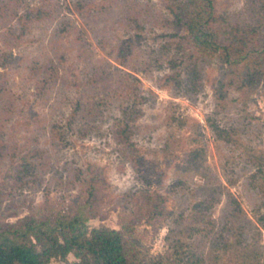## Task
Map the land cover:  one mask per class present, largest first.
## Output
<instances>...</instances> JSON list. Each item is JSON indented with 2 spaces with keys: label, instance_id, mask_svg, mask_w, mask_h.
<instances>
[{
  "label": "rangeland",
  "instance_id": "rangeland-1",
  "mask_svg": "<svg viewBox=\"0 0 264 264\" xmlns=\"http://www.w3.org/2000/svg\"><path fill=\"white\" fill-rule=\"evenodd\" d=\"M213 4L242 25L261 18L256 0ZM173 18L164 0H0V229L85 205L89 228L133 229L143 264H263L264 181L252 174L264 164V76L229 83L236 68L195 54L197 88L183 65L166 82L186 34ZM134 87L126 145L115 131ZM79 101L99 111L82 117Z\"/></svg>",
  "mask_w": 264,
  "mask_h": 264
},
{
  "label": "trees",
  "instance_id": "trees-1",
  "mask_svg": "<svg viewBox=\"0 0 264 264\" xmlns=\"http://www.w3.org/2000/svg\"><path fill=\"white\" fill-rule=\"evenodd\" d=\"M173 19L181 23L186 31L179 42H175L183 57L170 58L168 66L173 74L165 76L170 83H180L178 67L184 66V76L188 85L197 88L201 82L202 70L195 54L218 53L229 68L224 76L232 83L240 76L248 84L264 76V0H256L260 20L256 24L242 25L215 13L213 0H164ZM38 8L36 17L45 14ZM128 77L130 74L127 73ZM135 79V78H134ZM136 80V79H135ZM225 82H221L223 86ZM126 93H130L131 89ZM134 99L122 108L121 119L115 131L117 141L131 145L130 135L133 123L140 116L139 103L142 95L134 92ZM122 90V89H121ZM122 93V91H121ZM128 95V94H127ZM98 102H77L75 113L82 117L96 115ZM219 131V127L215 126ZM264 181V164L256 163L252 180ZM158 202L151 206V213L159 212ZM234 209L240 210L235 198H231ZM264 206V204H263ZM261 207V206H260ZM256 209L254 217L260 227H264V212ZM234 212L235 214H239ZM85 205H78L73 214L56 213L51 217L26 216L13 225L0 229V264H49L52 258L66 259L72 254L76 260L71 264H141L138 240L128 226L116 229L107 226L87 225ZM264 264V252H262ZM143 264V263H142ZM145 264V263H144Z\"/></svg>",
  "mask_w": 264,
  "mask_h": 264
}]
</instances>
